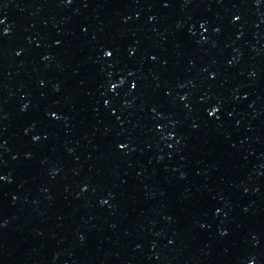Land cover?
<instances>
[{
	"label": "water",
	"instance_id": "1",
	"mask_svg": "<svg viewBox=\"0 0 264 264\" xmlns=\"http://www.w3.org/2000/svg\"><path fill=\"white\" fill-rule=\"evenodd\" d=\"M263 11L264 0H0V264H41Z\"/></svg>",
	"mask_w": 264,
	"mask_h": 264
},
{
	"label": "snow or ice",
	"instance_id": "2",
	"mask_svg": "<svg viewBox=\"0 0 264 264\" xmlns=\"http://www.w3.org/2000/svg\"><path fill=\"white\" fill-rule=\"evenodd\" d=\"M166 7H167V5H165ZM204 25H201V27H203ZM112 55V53L111 52H105V56H111ZM216 111H218V109L216 110ZM209 115H215V112H211V113H209ZM3 179V177H0V180H2Z\"/></svg>",
	"mask_w": 264,
	"mask_h": 264
}]
</instances>
